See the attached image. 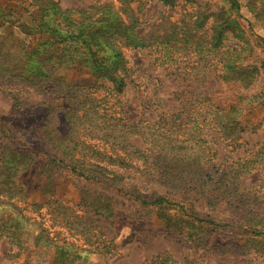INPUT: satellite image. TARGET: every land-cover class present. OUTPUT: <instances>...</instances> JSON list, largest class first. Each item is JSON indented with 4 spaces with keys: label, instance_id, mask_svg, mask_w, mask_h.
Masks as SVG:
<instances>
[{
    "label": "rangeland",
    "instance_id": "374dc122",
    "mask_svg": "<svg viewBox=\"0 0 264 264\" xmlns=\"http://www.w3.org/2000/svg\"><path fill=\"white\" fill-rule=\"evenodd\" d=\"M88 31L138 47L115 105L83 86ZM263 38L264 0H0V148L59 129L64 152L76 136L116 156L108 184L43 160L13 177L0 208L29 233L0 236V264H53L61 247L72 264H264Z\"/></svg>",
    "mask_w": 264,
    "mask_h": 264
},
{
    "label": "trees",
    "instance_id": "16d2710c",
    "mask_svg": "<svg viewBox=\"0 0 264 264\" xmlns=\"http://www.w3.org/2000/svg\"><path fill=\"white\" fill-rule=\"evenodd\" d=\"M232 23L235 25L236 31L239 30L237 23L235 21H232ZM120 36L125 37L124 34H121ZM75 37L81 40L80 48L85 52L82 68L84 71L89 70L87 71L89 74L88 81L86 85L83 86L87 89L102 91L99 97L96 96L93 98L94 101L105 100L106 104H111V106L115 105L118 102L116 99L117 93L120 94L123 92L122 87L124 86V83H126L128 76L126 68L127 63L123 55L124 50L138 47L128 46V44L119 45L115 43L101 42L97 40L96 34L90 31L79 32ZM185 37L190 39L192 34H188ZM216 42L217 40L212 38V44H215ZM262 42L264 43V38L262 39ZM150 46L153 47L154 44H149L140 48H147ZM199 47L200 45L197 46V49H199ZM155 49V52H162L163 50L159 57L162 59V62H164L165 57L169 56L166 55L164 47L155 45ZM195 55L197 56V54ZM171 56H174V54L170 53V57ZM238 79L239 78L231 81L238 82L239 80H244ZM244 81L245 83L248 82L247 79ZM79 86H81V84ZM111 118L115 119L114 117ZM82 125L83 124L79 122L78 124H70L69 126L70 129L75 130L76 133L81 132L82 134L87 135L84 132V127ZM86 129L88 128H85V130ZM133 129L137 128L133 127ZM46 132V137L36 144V148L31 146V150L28 153L23 154L18 152L10 143H6L0 148V181H3L7 187L0 189V203L4 201V198L7 195L11 197L14 196L15 192L13 190L9 192L13 177L23 170L37 166L39 160H43L46 165L51 168L57 167L64 169L87 182L108 184L102 175L103 172L109 171L106 167V161L103 159L114 160L116 157L115 154L112 155V153L105 150L104 147L98 146L95 143H90L87 140L79 139L76 136L74 138L75 146L67 150V152H64L68 146L64 147V144H61L62 137L60 136L61 133L59 132V129H47L45 133ZM104 136L109 138L110 134L106 133ZM21 145H27V143ZM78 145L82 146L78 149ZM84 149L88 150L89 154H83L82 150ZM58 153L62 156L61 159L57 156ZM94 155L97 156V158ZM162 203L169 204L170 202L163 197L155 198L149 202L142 201V204L153 206ZM10 216L9 208L7 206H2L0 208V236H6L7 238L10 237L15 240L17 244H21V235L23 234L24 226H26L25 233H29V228L26 224L29 217L24 214L21 215V218H25L26 222H22L15 217L12 222L9 223ZM252 233L255 235L261 234V232ZM42 234H44L43 230L39 231L38 235L35 236L36 242L41 240ZM54 252L55 255L52 258L53 264H72L71 256L65 248H55Z\"/></svg>",
    "mask_w": 264,
    "mask_h": 264
}]
</instances>
